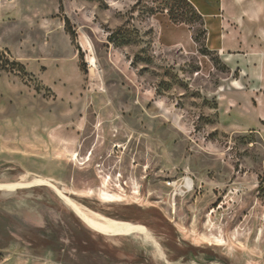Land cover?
I'll return each mask as SVG.
<instances>
[{
	"label": "rangeland",
	"instance_id": "374dc122",
	"mask_svg": "<svg viewBox=\"0 0 264 264\" xmlns=\"http://www.w3.org/2000/svg\"><path fill=\"white\" fill-rule=\"evenodd\" d=\"M197 1L0 0V264H264V0Z\"/></svg>",
	"mask_w": 264,
	"mask_h": 264
},
{
	"label": "bare ground",
	"instance_id": "6f19581e",
	"mask_svg": "<svg viewBox=\"0 0 264 264\" xmlns=\"http://www.w3.org/2000/svg\"><path fill=\"white\" fill-rule=\"evenodd\" d=\"M99 195V199L101 201H105V202H115V201H119L121 199V196H117V195H112L110 193L107 192V190L105 191V189H101L98 192ZM52 204V203H51ZM70 205V210L73 212V214L76 216V218H78L81 222V218L80 216H78V214L76 213V211L74 210V205L73 204H69ZM52 207V206H51ZM59 219V218H58ZM78 220V221H79ZM63 222V221H62ZM127 222L124 224V226L122 228H120L119 232L117 230H113L109 227H106L105 224L96 222L94 224L95 227L103 229L106 227L107 230V235L108 236H116V234H120L121 236H133L138 238L143 244L150 246L151 248H153L158 254L160 253V247L158 242L153 238V236L150 234L149 230L142 224L140 223H128L129 221H124ZM58 223V222H57ZM67 225V224H66ZM78 225V224H77ZM61 227V226H60ZM65 227V226H64ZM113 232V233H112ZM223 241V240H222ZM219 242V241H218ZM215 244V243H214ZM220 244V242H219ZM67 246V245H66ZM235 249V248H234ZM251 263V262H250Z\"/></svg>",
	"mask_w": 264,
	"mask_h": 264
},
{
	"label": "crops",
	"instance_id": "0c3cea01",
	"mask_svg": "<svg viewBox=\"0 0 264 264\" xmlns=\"http://www.w3.org/2000/svg\"><path fill=\"white\" fill-rule=\"evenodd\" d=\"M194 8L200 13V15L202 16V18H204L205 16L208 17L209 15H212L211 13L205 12L202 9L200 10L198 7L200 6L197 0H189ZM196 4H195V3ZM205 19V18H204ZM169 31L171 33H174L176 35L174 36H167L165 39V42L167 44H171V45H180L183 47H190L191 43H193V39H192V30L190 28V26L188 24L185 23H179V24H172V26H169ZM162 32V30H161ZM183 34H186L187 38L183 37ZM163 35V32H162ZM103 202V201H102ZM106 203V202H105ZM176 245L179 247V249L181 250V254L177 257L178 260H184L186 258L190 257V254L188 251L192 250L193 248H186V246H182L179 245L177 242H175Z\"/></svg>",
	"mask_w": 264,
	"mask_h": 264
},
{
	"label": "trees",
	"instance_id": "16d2710c",
	"mask_svg": "<svg viewBox=\"0 0 264 264\" xmlns=\"http://www.w3.org/2000/svg\"><path fill=\"white\" fill-rule=\"evenodd\" d=\"M181 2L185 3L186 5H188L191 9H192V13L193 16H195V18H197V20L202 21V16L200 15V13L194 8L193 4L189 1V0H181ZM180 23H185L188 24L186 20H181Z\"/></svg>",
	"mask_w": 264,
	"mask_h": 264
},
{
	"label": "built area",
	"instance_id": "2783aa9c",
	"mask_svg": "<svg viewBox=\"0 0 264 264\" xmlns=\"http://www.w3.org/2000/svg\"><path fill=\"white\" fill-rule=\"evenodd\" d=\"M167 185L173 187L174 189H176V188L178 189L179 188V186L177 185V182H174V181H169L167 183ZM183 186L188 188V189H192L193 188L192 183L188 182L187 180L184 181V185Z\"/></svg>",
	"mask_w": 264,
	"mask_h": 264
}]
</instances>
